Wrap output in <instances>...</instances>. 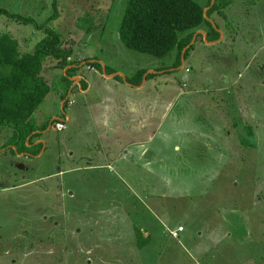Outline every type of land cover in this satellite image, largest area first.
I'll use <instances>...</instances> for the list:
<instances>
[{"label": "rangeland", "instance_id": "1", "mask_svg": "<svg viewBox=\"0 0 264 264\" xmlns=\"http://www.w3.org/2000/svg\"><path fill=\"white\" fill-rule=\"evenodd\" d=\"M54 1L0 0L34 19L0 15V33L25 52L51 27L72 57L120 74L83 64L71 87L65 68L43 62L50 91L34 118L46 127L25 154L37 153L0 148V264H264V0H195L224 34L196 30L178 66L176 48L155 57L123 44L127 0ZM141 67L155 72L126 86ZM111 90L140 101L106 107ZM113 106L134 125L121 142L100 129Z\"/></svg>", "mask_w": 264, "mask_h": 264}, {"label": "trees", "instance_id": "2", "mask_svg": "<svg viewBox=\"0 0 264 264\" xmlns=\"http://www.w3.org/2000/svg\"><path fill=\"white\" fill-rule=\"evenodd\" d=\"M203 12V6L195 0H127L118 36L127 48L155 57H163L176 48L178 66L181 64L182 49L190 43L196 30L205 29L210 40L219 37V32ZM0 15L19 23L34 22L33 17L10 12L1 6ZM43 31L46 35L36 42L31 51L25 52L21 51L19 41L9 32L0 33V136L4 137L0 148L10 144L16 146L17 152L27 151L32 136H37L32 132L45 129L46 124L39 127L36 123L34 111L50 91L49 82L40 74L46 58L55 60L54 67L64 69L69 66L63 75L68 86L71 81L67 76L72 74L71 71L76 74L80 61L86 60L85 64L100 69L96 61L72 57L71 47L62 42L57 30L44 27ZM192 43L183 57L193 46ZM144 72V69H137L131 77H126V81L140 84ZM35 146L38 151L41 144Z\"/></svg>", "mask_w": 264, "mask_h": 264}, {"label": "crops", "instance_id": "3", "mask_svg": "<svg viewBox=\"0 0 264 264\" xmlns=\"http://www.w3.org/2000/svg\"><path fill=\"white\" fill-rule=\"evenodd\" d=\"M199 30L205 31V38H207V34H206L207 31L205 29H198L197 33H200ZM219 31H220L219 32V37L222 38L224 33L221 30H219ZM88 61H90V62L96 61L97 63L100 64L99 71H100L101 76L104 77V78H111V77L116 76V75L119 76V74H120V70L108 71L107 66H106L107 64L106 63L104 64L102 62L101 58H95V56H91V59L89 57ZM85 63H86V60L80 61L78 67H80L81 65H83ZM89 66H91V65H89ZM67 67L69 68V66H66L64 70H66ZM91 67H93V66H91ZM88 68L92 69V70H95V69L97 70V68H95V67H93V68L88 67ZM138 69H144L145 70L144 77L149 75L150 72H155L154 70H149L150 68H142L141 67V68H138ZM77 70H78V68H77ZM106 73H108V75ZM109 73H111V74H109ZM126 77L127 76H123V80L124 81H126ZM69 80L71 81L70 86L74 87V86L78 85V83L80 81H82V77H81V75L78 72H76V74H73V73L71 74ZM129 83H126L125 85L128 86V87H131V88H141L142 87V85H140V84H134V83H130L129 84ZM134 86H136V87H134ZM113 93H118V91L117 90L116 91L115 90H111V91H109V93H106V91H105L106 98L104 100V104H105L104 106H106V107L109 106V102H110V101H108L109 98H111V99L115 98L114 100H117L120 103H126V101L129 102L130 104L128 106L130 107L131 110H134L136 108V106L138 105L139 101H140V99H138V98L137 99H131L129 97H124V96L122 97L121 95H116V97H111ZM120 110H121L120 108L117 109L115 106H113L111 108V113H110L109 117L107 118L106 121H103V123H102L103 125L100 126V129H102L103 132H106V134L108 136H113L116 141H120L121 142V138H120L119 134H121L123 132V130H125L126 128H132L134 125L133 124L121 125V122L120 123L118 122V119H122V115L120 116ZM65 118H66V121L69 120V116L68 115ZM100 122L101 121L99 120V124H100ZM118 123H119V125H118ZM40 141L41 140H37L35 142V144L40 143ZM183 231L184 230L182 229L181 232H183ZM146 236L149 237V234L148 235L146 234ZM242 245L250 246L251 243L249 241L248 242L245 241V242L242 243ZM254 245L262 247V246H264V241H262V240L257 241L256 243H254ZM254 251H255V253H258V254L260 252L264 253V249L263 250L262 249H257V250H254ZM205 263H206V261H205Z\"/></svg>", "mask_w": 264, "mask_h": 264}, {"label": "built area", "instance_id": "4", "mask_svg": "<svg viewBox=\"0 0 264 264\" xmlns=\"http://www.w3.org/2000/svg\"><path fill=\"white\" fill-rule=\"evenodd\" d=\"M92 68V67H90ZM55 126L56 128H63L64 127V124L62 122H55ZM182 226H178L175 230H171L170 231V234L173 236V237H177L178 236V232H180L182 230Z\"/></svg>", "mask_w": 264, "mask_h": 264}, {"label": "flooded vegetation", "instance_id": "5", "mask_svg": "<svg viewBox=\"0 0 264 264\" xmlns=\"http://www.w3.org/2000/svg\"><path fill=\"white\" fill-rule=\"evenodd\" d=\"M40 130H36V131H33L32 133H34V134H36V133H38ZM9 145V144H8ZM11 146H13L15 149H16V146L15 145H11ZM13 147H10V145L8 146V147H6V148H8L9 150H11V148H13ZM3 148V147H2ZM41 148V147H40ZM4 149V148H3ZM17 151V150H16ZM39 151V150H38ZM25 152H29V151H18V153H21V154H24V155H28V156H32V157H34V155H36V153H34L33 155H32V153L30 154H25ZM18 166H20V167H22L23 168V166L20 164V165H18ZM55 224H57V223H55ZM55 224H53V225H55Z\"/></svg>", "mask_w": 264, "mask_h": 264}, {"label": "water", "instance_id": "6", "mask_svg": "<svg viewBox=\"0 0 264 264\" xmlns=\"http://www.w3.org/2000/svg\"><path fill=\"white\" fill-rule=\"evenodd\" d=\"M203 14H204V16H205V11L203 12ZM199 32L202 33V34L205 36V31H203V30H199ZM194 39H195V35H193V37H192L190 43L183 47V49H182V53H181V59H182V60H183V53H184V51L186 50L187 47H189V45L194 41Z\"/></svg>", "mask_w": 264, "mask_h": 264}]
</instances>
